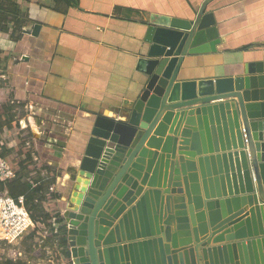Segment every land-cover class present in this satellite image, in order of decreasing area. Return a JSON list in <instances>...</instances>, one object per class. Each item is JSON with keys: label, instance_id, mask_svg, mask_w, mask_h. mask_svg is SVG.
Instances as JSON below:
<instances>
[{"label": "water", "instance_id": "obj_1", "mask_svg": "<svg viewBox=\"0 0 264 264\" xmlns=\"http://www.w3.org/2000/svg\"><path fill=\"white\" fill-rule=\"evenodd\" d=\"M209 2L151 16L132 105L94 118L61 212L71 264H264V62L184 79L220 44Z\"/></svg>", "mask_w": 264, "mask_h": 264}, {"label": "crops", "instance_id": "obj_2", "mask_svg": "<svg viewBox=\"0 0 264 264\" xmlns=\"http://www.w3.org/2000/svg\"><path fill=\"white\" fill-rule=\"evenodd\" d=\"M19 1L21 32L0 30V129L17 122L40 178L49 181L42 165L56 172L48 193L61 216L94 118L120 120L141 88L151 16L191 20L207 0ZM205 12L220 44L184 60L185 80L236 78L264 62V0H210Z\"/></svg>", "mask_w": 264, "mask_h": 264}, {"label": "trees", "instance_id": "obj_3", "mask_svg": "<svg viewBox=\"0 0 264 264\" xmlns=\"http://www.w3.org/2000/svg\"><path fill=\"white\" fill-rule=\"evenodd\" d=\"M20 5L19 0L15 2L13 0H0V30H5L11 26L16 32H21L22 21L19 13ZM5 125H7L6 139L8 141H15L16 147L12 151H6L0 148V157L7 161L12 170L16 172L17 177L6 185L0 183V194L6 190L9 196L14 199L23 197L26 210L31 213L32 219L34 221L41 219L45 226L50 229L52 218L59 217L56 216L58 214L55 205L57 196L55 197L53 194L48 193L49 185H52L56 177V172L50 167L42 165L41 169L46 171V178H48L49 181L40 178L31 152L25 148L26 138L24 137L23 131L20 130L18 123L13 119H9ZM1 127L0 124V128ZM25 175H35L32 183L30 180L25 179ZM59 223H61V220H59ZM40 237L39 235V238ZM48 239L50 242H52L53 239L57 241L58 249L63 258V264H71L65 237L61 229L59 235L50 236Z\"/></svg>", "mask_w": 264, "mask_h": 264}, {"label": "built area", "instance_id": "obj_4", "mask_svg": "<svg viewBox=\"0 0 264 264\" xmlns=\"http://www.w3.org/2000/svg\"><path fill=\"white\" fill-rule=\"evenodd\" d=\"M244 132V131H243ZM6 130L0 129V147L7 146L5 137ZM17 174L12 170L7 161L0 157V183L6 185L15 180ZM53 192V188L49 189ZM61 216L53 217L51 227L48 229L41 219L34 221L31 213L26 210L23 197L17 199L9 196L6 190L0 194V243L13 245L22 241L24 235L32 233L42 237L41 242H45L50 236L59 235L62 224L59 223ZM51 246H57V241L53 239Z\"/></svg>", "mask_w": 264, "mask_h": 264}, {"label": "rangeland", "instance_id": "obj_5", "mask_svg": "<svg viewBox=\"0 0 264 264\" xmlns=\"http://www.w3.org/2000/svg\"><path fill=\"white\" fill-rule=\"evenodd\" d=\"M29 232L13 245L0 243V264H63L58 246Z\"/></svg>", "mask_w": 264, "mask_h": 264}]
</instances>
